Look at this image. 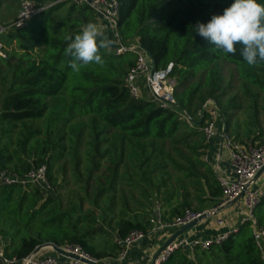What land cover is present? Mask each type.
<instances>
[{
	"label": "trees",
	"instance_id": "1",
	"mask_svg": "<svg viewBox=\"0 0 264 264\" xmlns=\"http://www.w3.org/2000/svg\"><path fill=\"white\" fill-rule=\"evenodd\" d=\"M258 2L264 4V0H258ZM232 3L234 0H119L118 30L122 43L126 46L138 40L139 47L150 57L155 70H163L173 63L171 78L176 77L178 85L184 88L190 80L194 79L196 72L200 69L207 71L222 61L235 66L247 65L240 54L239 45L235 55H225L220 50H214V45L197 34L195 30L197 24H206L213 15L223 14L224 9ZM66 4L69 3L62 2L44 10L23 28L12 30L1 38L6 47L14 46L22 54L19 55L12 49L11 52L7 51V58H0V63L3 64L0 66V171L23 177L34 168L46 166L49 184L51 187L56 186L52 175L54 163L61 160L65 152L62 145L64 135L59 134L60 129L52 133L60 135L58 141L54 143L51 134L40 144L38 142L40 132L30 127L25 128V133H21L22 138L16 139L15 142L13 136L19 133L21 126L28 125L30 121L42 120L48 111V100L60 96L70 76L73 78L79 72L82 85L74 87V92H79L84 100L82 106L84 113L96 115L106 122L110 129L119 130L124 136L121 140L122 144L127 138L140 144L145 142L138 153L143 160L142 166L152 164L155 169H161L163 162L161 157L164 153L154 149L153 143L169 140L172 143L183 144V135H177L182 128H187L191 132H194V129L199 131L202 138L199 148L206 156L211 145L201 130L204 123L198 126L197 123L201 119L196 115L198 116V111L208 100L199 99V105L192 110L196 92H192L187 99L184 98L183 92L178 94L176 91L174 94L176 106L173 110L160 107L153 99L136 100L132 98L125 80L130 68L134 65V55L129 60L124 59L127 54L117 56L113 50L114 44L108 48L113 52L109 53L108 49L100 50L105 61L101 76L94 74V69L101 67L94 63L82 67L79 72H74L70 68L69 63L72 58L65 55L68 43L65 37L71 35L74 38L87 23L96 24L98 17L89 7L79 8L72 5L66 17L54 18V15ZM77 10L81 15L79 19L73 18ZM103 32L109 39H112L109 32L106 30ZM173 36L176 37L175 57L169 59ZM131 40L134 42L131 43ZM122 61L126 62L127 69H123ZM256 66L264 67V62H258ZM88 68L90 70H85L84 73L83 70ZM176 111L185 112L190 123L180 120ZM225 116L226 114L220 111L218 123L225 121L228 124L226 127V133H228L229 122ZM256 121L257 118L254 117V122ZM33 140L37 141L34 147L31 146ZM49 150L53 152L52 155H48ZM147 152H149L148 156H146ZM165 155H167L166 162L172 165L177 172L187 173L196 192L194 200L200 207L207 205L210 208L206 211H211L221 204V184L207 161L199 162L207 170V173L200 178L194 173V163L187 161L183 153L179 152L177 155L181 163L172 159L170 154L165 153ZM102 158L103 156L97 155L94 159ZM183 161L187 166L183 165ZM28 187L36 190V197L31 201L30 208L33 217L28 224L31 231L23 232L27 226H22V230L11 227L15 228L16 232L9 244L4 230L10 226L5 224L2 216L13 214L11 207L14 205L15 197L21 195ZM40 191L39 187L33 185L16 184L0 187V244H3L5 256L10 260H23L29 257L38 246L47 243H53L58 247L78 245L96 260L107 257L116 258L120 251L117 245L118 240L125 239L131 231H141L147 235L153 226L151 218L125 219L119 224L116 244L112 250L97 252L90 241L96 237V234L103 235L107 231L95 230L97 222L95 216L88 214L74 218L77 207L65 210L61 203L54 201L53 198H49L37 209ZM103 191L105 190H100L99 196L103 194ZM50 203L55 204L48 209ZM22 205L23 199L21 198L18 207ZM45 211H47L46 214ZM186 211L202 213L205 210H192L191 203L184 201L176 207H171L167 214L162 213V221L171 222ZM37 214L43 217L39 221L41 229L33 234L35 230L30 227V224L35 222L33 220ZM145 217L148 216L145 215ZM256 218L259 225L264 228V193L256 209ZM18 224L21 226L20 221ZM46 229L49 231L44 234ZM246 232L247 236H245ZM242 235L245 237L240 244L237 238ZM202 260H209L211 264H264V251L258 250L252 232L246 225L240 229L238 234L230 236L221 246H214L205 252L199 249L193 253L180 250L164 264H198Z\"/></svg>",
	"mask_w": 264,
	"mask_h": 264
},
{
	"label": "rangeland",
	"instance_id": "2",
	"mask_svg": "<svg viewBox=\"0 0 264 264\" xmlns=\"http://www.w3.org/2000/svg\"><path fill=\"white\" fill-rule=\"evenodd\" d=\"M17 2L18 0H0L1 25H9L15 20ZM63 2L69 4L64 5L54 15L56 19L66 17L69 8L73 5L70 1ZM73 18H81L78 10L75 11ZM97 26L103 31L102 23ZM133 42L134 40H131V43ZM175 45L176 37L173 36L169 59L175 57ZM6 49L8 52L14 49L19 55L22 54L14 46H7ZM108 52H113V50L108 49ZM132 56L127 54L124 59L129 60ZM122 62L123 69H127L126 62ZM2 65L0 63V66ZM85 70L89 71L90 68L84 69V73ZM102 70H104L103 66L98 67L94 69V74L101 76ZM80 78V72L73 78L70 76L63 93L57 98L48 100V111L44 118L39 121H30L28 125L21 126L19 133L13 136L15 142L16 139L22 138L21 133L24 134L25 128L29 127L40 132L38 141L40 144L56 129H60L59 134L64 135L62 144L65 148L64 156L54 163L52 173L56 186L51 187L50 185V189L40 191V199L36 208L39 209L49 198H53L54 201H59L65 210L77 207L74 218L79 215L93 214L97 221L95 230L107 231L103 235L96 234V237L90 241L97 252L112 250L116 244L119 224L123 220L150 219L158 205L162 206L160 210L164 214H167L171 207H176L184 201L190 202L191 209L195 211L209 209L210 207L207 205L200 207L194 200L196 192L187 173L177 172L172 165L166 162L167 155H165V153L170 154L172 159L181 163L182 161L177 155L179 152L183 153L187 161L194 163V173L201 178L203 174L207 173V170L199 163L205 161V153L199 148V144L202 143L199 131L194 129V132H191L187 128H182L177 135H183V144L172 143L169 140L153 143L154 149L164 153L161 157L163 158L162 168L155 169L152 164L142 166L143 160L138 153L145 142L140 144L127 138L122 144L121 140L124 136L119 130L110 129L108 124L96 115L84 113L82 109L84 100L79 92H74V87L82 85ZM176 79V77L171 78L174 94L176 91L178 94L183 92L184 98L188 99L192 92H196L192 110L199 105V99L213 100L220 111L231 117L232 124L235 122V125L241 130L239 135L235 137L232 135L235 140L241 142L248 140L264 144V67L249 66L248 64L235 66L222 61L207 71L198 70L194 79L190 80L184 88L178 85ZM141 95L142 98L152 99L144 86L141 87ZM193 115L195 114L193 113ZM254 117L257 118L254 124L259 128L260 133L256 136H247L248 134H244V126L250 124L251 118ZM59 134H52L53 143L58 141ZM36 143L37 141L33 140L31 146H36ZM147 147L149 149V145ZM52 153L51 150L48 151V155H52ZM148 154L149 152L146 153V156ZM97 155H101L103 158L95 160ZM183 165L187 166L184 161ZM113 176L114 179H112ZM263 177L264 174L260 178V182H257L258 184H261ZM101 189L105 191L99 196ZM35 192L36 190L32 187L24 189V192L14 199V205L11 207L13 214L2 216L5 224L10 226L4 230L9 244L10 240L14 239L15 228L22 230V226H27L23 232L31 231L28 224L33 217L30 208L31 201L36 197ZM21 198L23 205L18 207ZM50 204L48 209L55 203ZM17 217L18 219H16ZM35 217L33 220L35 222L30 224V227L35 230L33 234L41 229L39 221L43 218L40 214ZM48 231L49 229L44 230V234ZM245 236H247V232ZM245 236L238 237L237 242L241 244ZM198 264L211 263L209 260H202Z\"/></svg>",
	"mask_w": 264,
	"mask_h": 264
},
{
	"label": "built area",
	"instance_id": "3",
	"mask_svg": "<svg viewBox=\"0 0 264 264\" xmlns=\"http://www.w3.org/2000/svg\"><path fill=\"white\" fill-rule=\"evenodd\" d=\"M70 1L76 7H89L98 17L102 19L103 31H108L114 41L113 50L117 56L126 54L134 55V65L130 68L126 77V87L132 98L139 100L142 98L141 87L144 86L148 90L151 97L160 107L164 109H174L176 100L174 97V85L171 83V76L174 69V64L170 63L163 70H155L153 68L150 57L138 47V40L130 46L122 43L118 30L120 19L119 0H61ZM46 8H39L32 0H22L20 10L16 19L8 26L0 24V58H7V49L1 38L12 30L23 28L31 19L38 16ZM180 120H185L190 123L189 117L185 112L176 111ZM206 116V117H205ZM198 117L203 120L202 132L208 142L220 137L223 146L229 153V160L232 165L234 179H220L219 182L222 188L221 204L211 210L202 213L186 211L182 216L174 218L171 222H164L161 218V210L158 206L151 220L153 226L148 234H161L171 230H179L182 226L199 219L203 214L211 212V217H215L217 210H225L233 203L242 201V217L239 225L231 228L228 232L220 234L216 238L201 240L188 238L184 235L176 239L169 245L161 255L155 259H151V264H164L177 251H189L193 253L195 250L209 251L214 246H221L230 236L238 234L240 229L246 225L249 226L255 245L259 251H264V228L259 225L256 218V209L258 208L264 189L254 187L256 175L264 167V144L253 145L251 143L241 144L236 142L226 132L218 131V119L220 110L213 100H208L199 111ZM202 123V124H203ZM207 161V157H205ZM20 184L22 186L33 185L41 190L50 189V184L47 177V167L41 166L30 170L23 177L17 174H12L7 171H0V187L13 186ZM208 220V219H207ZM206 221V220H205ZM203 221V222H205ZM202 222V223H203ZM201 223V224H202ZM218 227L227 229L229 226L224 219L216 220ZM190 232V231H189ZM146 234L141 231H131L125 239L117 241L120 251L117 261H125L128 257L130 248L145 239ZM1 240V238H0ZM64 252L71 254L79 259L90 260L99 263L98 260L89 256L82 247L78 245H65L60 247ZM43 251H51L49 249ZM61 258H64L61 259ZM84 264L79 260H73L62 255H36L27 257L23 260L8 259L5 256L4 246L0 244V264Z\"/></svg>",
	"mask_w": 264,
	"mask_h": 264
},
{
	"label": "clouds",
	"instance_id": "4",
	"mask_svg": "<svg viewBox=\"0 0 264 264\" xmlns=\"http://www.w3.org/2000/svg\"><path fill=\"white\" fill-rule=\"evenodd\" d=\"M195 30L214 45V50L235 55L239 45L240 54L249 66L264 62V4L258 0H234L223 14L213 15L206 24H197ZM65 40L68 41L65 55L72 58L69 66L74 72L93 63L103 66L100 50L114 43L93 22L83 26L74 38L69 35Z\"/></svg>",
	"mask_w": 264,
	"mask_h": 264
},
{
	"label": "crops",
	"instance_id": "5",
	"mask_svg": "<svg viewBox=\"0 0 264 264\" xmlns=\"http://www.w3.org/2000/svg\"><path fill=\"white\" fill-rule=\"evenodd\" d=\"M21 1L22 0H18L15 6L17 15L20 10ZM32 1L35 2L37 7L46 8V9H49L48 5L54 6V5L62 3L61 0H32ZM99 23L103 24L102 19L100 17H98V21L96 25H98ZM196 117L198 116L196 115ZM225 117L227 121L229 122V131L227 134L230 135V137L232 138L233 136L235 137L239 135V133H241V130L235 125V122H233L232 124V121H230L231 117L229 115L227 116L226 114ZM254 123H255L254 118H251L250 124L244 126V134H248L247 136L249 135L256 136L260 133L259 128ZM227 126L228 124L225 123V121L224 122L222 121V123H218L219 134L226 132ZM233 132H236V133L234 134ZM235 141L241 144L251 143L253 145H260V143H257L255 141H252V142L248 140H245L244 142L237 141V140ZM210 145L211 147H209V149L207 150L205 157H207V162L211 165L215 175L217 176L218 181L220 179H226V180L234 179L232 165L229 160V153L223 146L221 138L217 137L216 139L210 142ZM224 155H226V158H224ZM260 178L257 179V181L254 184V187L256 189L258 188L264 189V177H263L261 184L257 183V182H260ZM154 213H155V210L151 216V220H152V217L154 216ZM241 217H242V201H239L237 203L231 204L229 207L226 208V210H223L217 216L212 217L209 220H206L202 224L198 225L195 229L186 233L184 236L188 238L201 239V240L216 238L220 234H223L226 231L228 232L229 229L237 227L239 225V221L241 220ZM218 218L224 219L227 222L229 227L227 229H222L218 227L216 224V220ZM175 232H176L175 230H171L168 232H163L161 234H147L145 239L134 244L130 248L128 252V257L126 258L125 261L119 262L117 261V257L116 258L107 257V258L98 260L99 264H151L150 261L152 257L156 256L157 252L173 236ZM39 255L59 256L58 254L52 251H42L39 253ZM61 259L64 260V258H61ZM17 264H22V262H18Z\"/></svg>",
	"mask_w": 264,
	"mask_h": 264
},
{
	"label": "water",
	"instance_id": "6",
	"mask_svg": "<svg viewBox=\"0 0 264 264\" xmlns=\"http://www.w3.org/2000/svg\"><path fill=\"white\" fill-rule=\"evenodd\" d=\"M139 47V46H138ZM203 123V120H200L197 124L198 126H201ZM264 174V167L262 168V170L256 175L255 177V181H257V179H259L262 175ZM222 211V209H219L216 211L215 214H220ZM211 218V212H207L205 214H203L199 219L192 221L191 223L182 226L179 230H177L173 236L161 247V249L157 252L155 259H157L161 253L169 246L171 245L176 239L182 237L183 235H185L186 233H188L189 231L195 229L198 225H200L203 221L210 219ZM52 250L53 252H55L58 255H62L64 257L73 259V260H79L84 264H99V263H95L93 261L90 260H84V259H79L78 257H75L71 254H68L66 252H64L60 247L56 246L53 243H47V244H43L38 246L34 252L29 256V257H34L36 255H38L40 252H42L43 250ZM154 264V263H153Z\"/></svg>",
	"mask_w": 264,
	"mask_h": 264
}]
</instances>
